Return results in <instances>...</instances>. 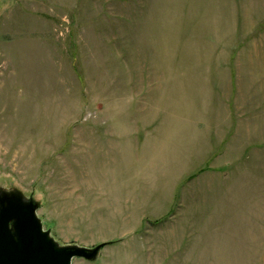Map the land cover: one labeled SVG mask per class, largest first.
I'll return each mask as SVG.
<instances>
[{
  "label": "rangeland",
  "instance_id": "obj_1",
  "mask_svg": "<svg viewBox=\"0 0 264 264\" xmlns=\"http://www.w3.org/2000/svg\"><path fill=\"white\" fill-rule=\"evenodd\" d=\"M0 189L72 264H264V0H14Z\"/></svg>",
  "mask_w": 264,
  "mask_h": 264
},
{
  "label": "water",
  "instance_id": "obj_2",
  "mask_svg": "<svg viewBox=\"0 0 264 264\" xmlns=\"http://www.w3.org/2000/svg\"><path fill=\"white\" fill-rule=\"evenodd\" d=\"M38 203L16 189H0V264H72L95 261L103 244L94 248L60 245L43 229Z\"/></svg>",
  "mask_w": 264,
  "mask_h": 264
},
{
  "label": "crops",
  "instance_id": "obj_3",
  "mask_svg": "<svg viewBox=\"0 0 264 264\" xmlns=\"http://www.w3.org/2000/svg\"><path fill=\"white\" fill-rule=\"evenodd\" d=\"M12 2L14 3V0H0V14H2L5 7Z\"/></svg>",
  "mask_w": 264,
  "mask_h": 264
}]
</instances>
